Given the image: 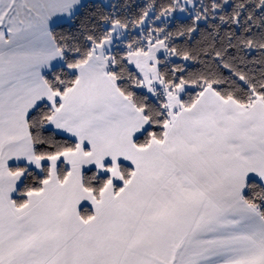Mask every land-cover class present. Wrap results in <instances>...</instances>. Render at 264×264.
<instances>
[{
  "label": "snow or ice",
  "instance_id": "1",
  "mask_svg": "<svg viewBox=\"0 0 264 264\" xmlns=\"http://www.w3.org/2000/svg\"><path fill=\"white\" fill-rule=\"evenodd\" d=\"M0 264H264V0H0Z\"/></svg>",
  "mask_w": 264,
  "mask_h": 264
}]
</instances>
